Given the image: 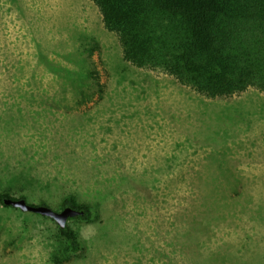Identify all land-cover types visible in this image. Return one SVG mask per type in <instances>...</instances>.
<instances>
[{"label":"rangeland","instance_id":"rangeland-1","mask_svg":"<svg viewBox=\"0 0 264 264\" xmlns=\"http://www.w3.org/2000/svg\"><path fill=\"white\" fill-rule=\"evenodd\" d=\"M90 37L86 65L101 88L62 90L40 53L75 68L64 57ZM10 171L34 179L21 192L31 204L60 210L72 193L93 205L89 221H68L83 250L64 264H187L169 243L197 221L209 224L206 250L247 239L261 252L264 92L209 98L133 66L93 0H0V177ZM3 213L0 264H50L55 223ZM25 222L23 240L5 243Z\"/></svg>","mask_w":264,"mask_h":264},{"label":"trees","instance_id":"trees-1","mask_svg":"<svg viewBox=\"0 0 264 264\" xmlns=\"http://www.w3.org/2000/svg\"><path fill=\"white\" fill-rule=\"evenodd\" d=\"M93 2L100 12L104 27L117 35L123 58L133 66L169 75L181 85L209 98L230 97L250 88L264 92V0ZM94 48L96 42L90 37L86 44L82 43L78 47L77 55L70 53L64 57V60L75 63V68L51 60L41 53L40 62L47 73L56 77L62 90L70 87L79 94L87 84L94 83L101 88L96 83L94 72L86 65V53L90 55ZM82 95L86 96L85 93ZM33 180L22 171H10L3 179L0 177V187L4 186L0 190V238L3 230L8 229L7 216L3 210L22 212L5 205L3 199L27 200L21 192L31 186ZM231 189L227 190L226 187L219 192L223 197L224 194L228 197L232 193ZM13 190L20 192V195L12 196L10 192ZM39 204L48 205L44 201ZM92 206L72 193L63 196L59 203L60 210L70 207L83 212L68 221H89L94 216ZM263 215L264 203L257 213L259 226L263 223ZM25 224L20 233L14 236L12 232L5 243L15 246L21 242L25 236ZM208 225L198 221L188 227L186 225L181 229L183 240L174 234L169 246L174 251H180L187 264H264V246H261V252H257L259 247H249L247 239H240L236 247L227 241L222 248H203L200 235L209 233ZM47 238L50 250L47 261L50 264H64L83 250L79 234L68 222L64 228L55 223L54 234Z\"/></svg>","mask_w":264,"mask_h":264},{"label":"water","instance_id":"water-1","mask_svg":"<svg viewBox=\"0 0 264 264\" xmlns=\"http://www.w3.org/2000/svg\"><path fill=\"white\" fill-rule=\"evenodd\" d=\"M3 203L5 205L17 208L22 212H29L48 217L52 219L60 228H64L66 226L69 218L83 214L82 211L75 210L70 207H66L61 210H55L48 205H34L23 198H4Z\"/></svg>","mask_w":264,"mask_h":264}]
</instances>
